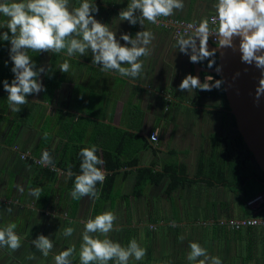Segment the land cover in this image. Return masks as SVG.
I'll list each match as a JSON object with an SVG mask.
<instances>
[{
    "label": "crops",
    "instance_id": "crops-1",
    "mask_svg": "<svg viewBox=\"0 0 264 264\" xmlns=\"http://www.w3.org/2000/svg\"><path fill=\"white\" fill-rule=\"evenodd\" d=\"M96 2V18L118 37L143 30L120 21L118 13L127 0ZM213 2L185 0L184 10L170 19L199 22L215 14ZM70 3L77 5L78 0ZM144 27L155 39L152 54L142 58L144 72L138 80L101 72L91 64L90 54L71 58V70L62 74L59 65L67 59L63 53L29 52L38 65L51 63L55 73L51 79L43 76L47 91L28 96L19 113L10 110L0 83V227L15 222L22 238L14 253L0 248V264H54V256L73 244V264H79L83 221L106 210L115 212L123 229L110 233L111 239L126 246L135 238L147 248L144 260L130 264H190L192 241L221 257L223 264H264L263 227L231 231L220 224L264 218V204L255 210L246 206L264 193V179L246 154L225 98L212 92H179L186 74L199 76L201 82L209 74L178 52L171 30L147 21ZM8 47L0 43V81L10 82ZM153 132L156 143L149 140ZM93 144L107 173L104 183L97 184L100 198L73 200L75 176L67 175L69 166L78 174V153ZM44 150L53 157L55 170L20 159L22 153L39 158ZM17 185L24 187L23 194ZM36 187L43 189L38 201L28 195ZM69 226L76 231L65 238L63 229ZM38 234L54 240L48 257L31 244ZM29 255L35 259H27Z\"/></svg>",
    "mask_w": 264,
    "mask_h": 264
},
{
    "label": "clouds",
    "instance_id": "clouds-1",
    "mask_svg": "<svg viewBox=\"0 0 264 264\" xmlns=\"http://www.w3.org/2000/svg\"><path fill=\"white\" fill-rule=\"evenodd\" d=\"M212 7L215 14L201 18L199 22L194 21L190 34L178 33L174 47L179 53L187 55L190 63L207 61V68L215 66L218 74L222 72V66L217 64V51H238L242 63L260 71L253 101L258 105L264 96V0H214ZM184 8L185 0H127L126 7L118 13L120 21L131 26L139 24L143 30L135 35L121 32L118 37L117 31L112 30L108 23L96 18L100 11L96 0H78L77 5L71 4L70 0H0V15L4 18L0 30L6 29L0 31V43L9 45V60L5 61V66L10 61L13 74L10 82L4 79L0 83L7 93L10 110L19 113L21 106L29 103L28 96L46 92L43 76L51 79L55 73L51 63L48 66L38 65L29 52L39 55L63 53L67 59L59 65L58 71L62 74L71 70V58L88 57L90 54L91 64L98 66L101 72L116 73L135 81L144 72L142 58L152 54L150 46L155 39V34L145 29V21L159 25L162 18H171ZM210 37L216 41V48L209 49ZM237 39L238 47L234 42ZM224 84L222 78L214 79L209 75L201 82L199 76L189 73L181 80L177 90L181 93L211 92L222 89ZM97 152L98 146L94 144L80 149V174L72 173L69 166L67 175L75 176L70 192L73 200L100 198L97 184L104 183L107 173L103 167L105 161ZM38 163L55 170V161L48 150L42 152ZM17 191L23 194L25 189L17 185ZM42 191L39 187L29 188L28 195L38 201ZM6 210L12 212L11 207ZM116 222L117 215L111 210L83 221L79 264H130L133 260H144L147 248L135 238L126 246L110 238V233L123 230ZM17 227L15 222L0 227V248L14 253L22 247ZM75 231L72 226L66 227L63 236L71 237ZM31 244L44 257H48L54 248L51 235L38 234ZM188 247L187 260L190 264H223L221 257L210 255L199 242L192 241ZM76 253V246L70 245L54 256V264H73ZM27 259H35V256L29 255Z\"/></svg>",
    "mask_w": 264,
    "mask_h": 264
},
{
    "label": "water",
    "instance_id": "water-1",
    "mask_svg": "<svg viewBox=\"0 0 264 264\" xmlns=\"http://www.w3.org/2000/svg\"><path fill=\"white\" fill-rule=\"evenodd\" d=\"M238 47L239 39L234 41ZM209 49L217 46L208 42ZM209 75L223 79L224 98L231 116L234 119L237 132L246 149L250 152L254 163L264 174V96L259 104L254 101L255 89L258 86L260 71L254 66L241 62L240 53L231 49L217 51V64L222 66V72L214 69L201 68ZM239 73V75H236Z\"/></svg>",
    "mask_w": 264,
    "mask_h": 264
},
{
    "label": "built area",
    "instance_id": "built-area-1",
    "mask_svg": "<svg viewBox=\"0 0 264 264\" xmlns=\"http://www.w3.org/2000/svg\"><path fill=\"white\" fill-rule=\"evenodd\" d=\"M192 24H193L192 22L185 21V20L162 18V22L159 25H155V26H157L159 28L171 30L174 37L177 38L178 33L183 34L185 32H189V34H190L189 29H190V26ZM209 40L211 41L212 44L216 45V41L214 40L213 37H210ZM149 140L152 143H156L158 140L157 134L155 132L151 133L149 136ZM20 159L23 161L29 160L35 166H37L39 168L53 170L52 167L43 166L42 164L38 163V161L40 160V157L39 158L32 157V156H30L29 153H22L20 155ZM78 174H80V172ZM262 204H264V193H260V194L254 196L253 198H251L250 200H248L246 202V206L249 209H254V210L256 208L260 207ZM220 224H221V226L228 227L231 231H238L241 229L254 228V227H263L264 228V218L253 216V217L243 218L240 220L223 221ZM149 229L153 230L155 228L152 226V227H149Z\"/></svg>",
    "mask_w": 264,
    "mask_h": 264
},
{
    "label": "trees",
    "instance_id": "trees-1",
    "mask_svg": "<svg viewBox=\"0 0 264 264\" xmlns=\"http://www.w3.org/2000/svg\"><path fill=\"white\" fill-rule=\"evenodd\" d=\"M202 64H204V66L207 67V66H206V65H207V61L203 62ZM214 68H215V66H214L212 69H214ZM211 76H213L214 79H219L217 76H214V75H211ZM211 92H212L211 94H214V95H216V96H219V97H223V98H224L223 87H222V89H220V90L213 89ZM241 141H242V139H241ZM243 144H244V143H243ZM246 154H247L248 156H251L250 152H249L247 149H246ZM46 170H47V169H46ZM262 176H263V179H264V174H263ZM245 181H246V180H245ZM245 181H243V182H245Z\"/></svg>",
    "mask_w": 264,
    "mask_h": 264
}]
</instances>
